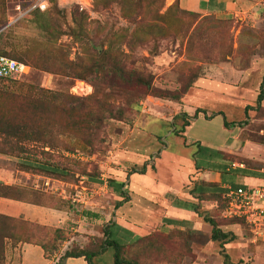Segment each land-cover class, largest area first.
Segmentation results:
<instances>
[{
    "label": "rangeland",
    "instance_id": "rangeland-1",
    "mask_svg": "<svg viewBox=\"0 0 264 264\" xmlns=\"http://www.w3.org/2000/svg\"><path fill=\"white\" fill-rule=\"evenodd\" d=\"M35 1L0 0V17L8 20L5 26L0 22V52L16 53L33 66L29 75L18 83L0 81V89L18 91V86L24 84L22 91L34 86L88 96L113 104L115 116L104 124L77 121L71 130L74 134L64 136L70 150L58 147L53 154H45L38 148L42 151L39 159L58 163L68 170L65 175L25 168L16 154L0 153V169L9 177L8 184L16 187L13 195L54 205L60 201L63 208L70 206L72 218L84 220L91 231V234L74 233L75 242L88 245L87 235L92 239L102 237L105 226L117 215L119 218L114 219L115 224L111 226L112 239L135 242L147 233L146 224L154 225L161 216V202L169 184L179 186L185 178L189 183V175L198 176L196 168L218 167L216 156L209 155L199 143H192V137L185 138L169 130L172 122L169 124L167 117L174 120L184 111L194 115L196 109H204L201 113L205 117L200 115L199 122H193V129H198V134L212 146L235 150L233 157L227 153L235 162H241V157L256 166L257 158L264 160V101L260 109L257 106L264 77V0L251 3L256 21L249 17L251 11L243 26L241 21L220 22L206 17L197 33H193V26L195 18L199 17L181 12L176 0H51L44 12L30 10ZM116 62L126 68L125 78L115 74ZM41 65L46 69L54 67L55 72L43 70ZM244 69L238 75V71ZM132 71L141 74L155 88L182 94L181 100L153 97L142 80L129 79ZM77 73H84L87 79L79 78ZM197 81L201 85L195 90L201 94H187ZM80 82L84 87H80ZM149 98L158 101L148 103ZM161 101L165 102L164 106ZM86 107L94 105L89 103ZM176 123L183 128V120L179 122L177 118ZM2 144L0 141V148ZM203 145L206 144L203 142ZM45 150L52 149L46 147ZM156 152L160 155L151 165ZM117 157L126 158L130 168L140 173L137 179L133 177L135 172L123 180L124 185L129 183L127 190L132 198L130 202L123 200L118 211H113L117 195L124 198V193L108 191L98 182L103 174L108 178L107 166L123 168ZM226 177L231 179L235 174ZM116 188L122 191L121 186L116 185ZM150 192H154L153 196ZM109 204L113 205L111 209ZM206 205L214 206L211 211H215L220 223L232 225L229 232L235 233L236 238L224 248L217 242L206 246L197 244L193 257L168 264L185 261V264H225L227 256L237 264H264V239L255 241L244 219L226 216L225 196L219 206L215 201ZM80 223H74L75 227ZM157 236L167 237L165 234ZM54 243L63 248L49 255L56 259V264L72 242ZM31 246L24 248L27 260L32 261L30 264H43L41 250ZM146 247L137 249L144 255L140 260L150 264L148 250L143 253ZM114 254L110 246L94 257L93 262L114 264ZM21 259L22 250H15L8 240L6 260L10 264H21ZM63 264L88 262L84 258H67Z\"/></svg>",
    "mask_w": 264,
    "mask_h": 264
},
{
    "label": "trees",
    "instance_id": "trees-1",
    "mask_svg": "<svg viewBox=\"0 0 264 264\" xmlns=\"http://www.w3.org/2000/svg\"><path fill=\"white\" fill-rule=\"evenodd\" d=\"M175 4L181 12L188 13V15L192 17H199L195 18L196 22L193 26V30H195L193 33L198 32L200 29L199 26L203 25V19L206 17H213L215 18L214 20L220 22H233L232 19H219L214 15L201 17L200 13L183 10L180 8L179 0H176ZM36 10L44 12L39 9ZM4 13L5 11L3 10V15ZM0 22L5 26L8 23V20L0 17ZM193 33L190 34L189 39ZM94 48L98 51V47L94 45ZM0 54L12 57L27 64V61L22 59V57L16 53L3 51L0 52ZM29 65L31 68L33 67L31 64ZM41 68L49 72H55L54 67H52V69H46L44 65H41ZM113 70H116L115 74L121 75V78H125L124 76L127 74L126 68L118 62L114 63ZM77 76L82 79H87L84 73H77ZM130 78H132L133 81L142 80L146 87L150 89L149 94L153 97L177 102L182 98V94L180 93H173L169 90H162L153 87L141 74L137 72H129V79ZM0 81L4 83L12 82L14 84L19 82L15 79L2 77H0ZM25 86L26 85L24 84L20 87L18 86V91L0 89V141L3 142L2 147L0 148V153L9 155L16 154V156L20 158L21 166L25 168H30L32 170L50 175H65L68 171L67 169L61 168V166L54 161L39 159V153L43 151L45 154H53L52 151H54V148L58 147H64L66 150H70V143L64 138V136L71 137V135L74 134L71 130L76 125L77 121L82 123L99 122L104 124L105 120L115 116V106L107 102L93 100L88 96L81 97L71 93L64 94L54 92L43 87L36 88L34 86H30L27 87L26 91H22ZM190 86L192 87V84ZM186 89L184 92H186ZM263 101L264 78L261 84V92L257 98V106L259 109L262 107L261 103ZM89 103H92L94 107H86ZM201 112H205V110L200 108L196 109V113L192 117H197ZM177 118L179 121L183 120L184 123L182 125L183 128H176L175 132L184 131V128L190 125V119H188L190 116L187 112L176 115L171 124L172 127L177 125ZM225 123L228 124L227 122ZM98 130L99 129H97L96 132ZM46 147H50L52 150L46 151ZM38 148H42V151H39ZM239 160L252 167L248 159L240 157ZM253 167L258 169L262 168L261 164H257ZM137 171L138 170L136 168H133L129 173L131 174ZM141 172H143V170ZM110 182L111 187L114 188L115 180L111 178ZM98 183H102L101 178ZM205 184L208 185L209 188L201 190L202 192L200 193V198L202 200L216 201L219 206L223 200L222 189H211L210 187H216L217 185L212 183ZM233 187L237 188L240 186ZM15 189L16 187L13 185H9L0 180V197L25 201L56 209L70 208V206L63 208V204H61L60 201H58L57 205L44 201H29L23 197L13 195V191ZM119 206L120 203L116 205L117 208ZM214 212L215 211H206L202 214L199 213L203 220L211 225V232L197 231L196 233H192L189 230L176 231L173 235L165 234L167 237L161 239L157 235H164V233L154 231L139 238L135 242L122 243L112 239V224H109L105 226L102 237H94L95 239H92L90 235H87L85 238H87V241L90 242L88 245H85L87 244L86 242L82 245L81 243L75 242L76 236L74 237L73 234H76V232H73L70 227L43 225L25 218L13 217L0 213V264H10L6 260L8 240L11 241V246L13 248L20 243L39 245L44 250V256L48 259H51L49 257L50 253H57L58 250L61 251L60 249H63L62 246L59 248L54 241H63L69 244L72 242L70 247L67 246V248H65L64 253L60 255L56 264H63L64 260L67 258H84L88 264H94L93 258L103 254L110 246L113 247L115 252L114 264H144V261L140 260L144 255L138 252L137 247L139 246H147L143 249V253L146 249L148 250L150 264H161L160 260H163V264H168L169 262L173 263V261L181 263L185 258L193 257L195 255L194 245H206L209 242H217L222 248H224L227 243L236 238L235 233L224 231L222 227L227 224L220 223L214 215ZM87 214L91 213L87 212ZM42 230L43 233L41 232ZM106 236L107 238H105ZM73 244H76V246L72 247ZM225 264L237 263H233L232 260H230V257L227 256Z\"/></svg>",
    "mask_w": 264,
    "mask_h": 264
},
{
    "label": "crops",
    "instance_id": "crops-1",
    "mask_svg": "<svg viewBox=\"0 0 264 264\" xmlns=\"http://www.w3.org/2000/svg\"><path fill=\"white\" fill-rule=\"evenodd\" d=\"M254 0H179L180 8L186 11L190 12H196L200 13L201 17L206 15H214L216 18L219 19H232L236 23L241 21V26H243L244 22L247 20V14L249 13V17L255 20L254 9L253 5L251 4ZM256 21V20H255ZM217 70H220V67L217 68ZM243 71H238V75L243 73ZM233 76V75H230ZM264 78V77H263ZM208 80V79H207ZM209 83H212L211 79H209ZM204 84V83H203ZM199 81L195 83V86H193L187 94H194L196 96L200 95L201 92L196 91L195 88L198 87L200 89ZM207 90V89H206ZM158 99L156 98H149L147 101L148 103L156 102ZM169 102V101H168ZM162 106H164L165 102H162ZM186 112V111H184ZM188 115L190 116V122L192 124L188 125L187 128H184V131H179L178 134L182 135L183 137H192V143H199L200 146H203V148L206 149V152H208L209 155H215L217 160L218 167L217 168H196V172H198V176L193 178L192 175L190 176V181L188 183L187 179L185 178L184 181L179 185L175 184H169L168 192L164 196L162 200V212L161 216L157 220V222L153 224H146L147 226V233L145 235H148L154 231L161 232L164 234H174L176 231H190L192 233H196L197 231H204V232H211V225L207 222H205L200 216L203 212L211 211L214 206L208 207L209 205H206L210 201L213 203V200H202L200 198L201 190L208 189V185L205 183H212L217 185L216 187L212 186L211 189H222L223 196H225V192L228 190L229 187L233 186H248V185H261L264 184V160L257 158L259 163L263 166L262 168L258 169L251 166H246V164L242 162H235L233 159L229 156H227V153H229L231 156L235 154V150H225V149H217L214 146H212L206 138H204L201 134H198V129H193L194 123H198V118L200 115L204 116L203 113H200L197 117H192L191 113L187 111ZM178 115V114H177ZM194 120H192V118ZM205 117V116H204ZM167 121H169V124L173 122V117H167ZM181 122V121H179ZM176 128H180V123L176 126L170 127L169 130L175 131ZM195 130V131H194ZM203 142L206 144L205 147L203 145ZM187 144V140H186ZM209 146V147H207ZM201 148V147H200ZM158 151V150H157ZM219 151V152H217ZM226 152V154L224 153ZM175 153V152H173ZM156 156L152 157V162H150L151 165L154 163L153 161L157 157V155H160V152L155 153ZM233 157V156H232ZM254 159V158H253ZM117 160L120 161L121 167L123 168H112V166H107V180L105 187L108 189V191H118L120 194L124 193L123 196L117 195L115 199V203H120V206L123 202H130L131 201V194L128 193L127 189H130L129 183L124 184L123 180L127 179L130 176V171L132 170L130 168V165L127 163L126 158H119L117 157ZM222 161V162H220ZM261 162V163H260ZM263 162V163H262ZM128 169H131L128 171ZM114 170L116 173H114ZM2 170L0 169V180L4 181L8 184L6 179H9V177L5 176L6 174L1 173ZM193 172V171H191ZM139 170L133 175L136 179L138 178ZM115 174L116 177H113ZM227 174H235V177L231 179L227 178ZM203 177V178H202ZM111 178L115 180L114 188L111 187ZM234 179L239 180V183L235 182ZM247 183V184H245ZM250 183V184H248ZM116 185H119L122 187V191L120 192L117 190ZM123 185V186H122ZM118 193V194H119ZM151 196H153L154 192H150ZM111 196V194H110ZM151 196H148L151 197ZM125 200V201H123ZM216 202V201H215ZM113 205L109 204L108 208L111 209ZM119 206V207H120ZM119 207L116 206L112 208L113 211H118ZM0 213L13 216V217H21L25 218L27 220L40 223L43 225H50V226H57V227H70L75 232H80L82 234L86 233L88 234L90 231V227L86 225V223L81 220L75 221L72 218V212L70 209H56L52 207H47L43 205H37L25 201H19L9 198L0 197ZM200 213V214H199ZM119 218V216L117 215ZM116 216L113 217L114 219L117 218ZM70 221V222H69ZM110 222L112 225L115 224ZM80 223L78 224L77 228L74 226V223ZM232 225L224 226L222 227L224 231L229 232L233 228L230 227ZM228 227V228H226ZM90 234V233H89ZM112 234V232H111ZM144 235V236H145ZM143 237V236H142ZM107 238V236L105 237ZM264 239V238H263ZM137 241V240H136ZM132 243V242H131ZM213 242H209L206 245H210ZM31 243H20L17 245L15 250L21 249L22 250V259L21 264H30V261L27 260V257L24 254V248L33 247ZM205 245V246H206ZM38 247H35L38 250H41L43 257H44V263L43 264H55L56 259H48L44 256V250L41 246L35 245ZM195 246V245H194ZM41 247V249L39 248ZM194 250H196L194 248ZM250 254L249 252L247 253ZM260 255V253H259ZM199 258V256H198ZM261 258V257H260ZM198 260V259H197ZM186 262V261H185ZM185 262L183 264H185ZM196 262H194L195 264Z\"/></svg>",
    "mask_w": 264,
    "mask_h": 264
},
{
    "label": "built area",
    "instance_id": "built-area-1",
    "mask_svg": "<svg viewBox=\"0 0 264 264\" xmlns=\"http://www.w3.org/2000/svg\"><path fill=\"white\" fill-rule=\"evenodd\" d=\"M50 1L36 0L30 10L46 11ZM31 69L29 64L0 54V77L2 78L20 80L28 75ZM101 180V185L104 187L107 177L103 174ZM77 196H80L79 193ZM225 198L227 200L226 216L244 219L250 225L255 241L258 238H264V184L249 187H229L225 192Z\"/></svg>",
    "mask_w": 264,
    "mask_h": 264
},
{
    "label": "bare ground",
    "instance_id": "bare-ground-1",
    "mask_svg": "<svg viewBox=\"0 0 264 264\" xmlns=\"http://www.w3.org/2000/svg\"><path fill=\"white\" fill-rule=\"evenodd\" d=\"M80 87H84V84H81V82L79 83Z\"/></svg>",
    "mask_w": 264,
    "mask_h": 264
}]
</instances>
